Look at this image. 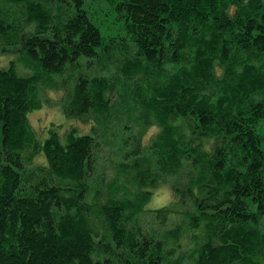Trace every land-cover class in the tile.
<instances>
[{
    "label": "trees",
    "instance_id": "16d2710c",
    "mask_svg": "<svg viewBox=\"0 0 264 264\" xmlns=\"http://www.w3.org/2000/svg\"><path fill=\"white\" fill-rule=\"evenodd\" d=\"M1 47L0 264H264V0H0Z\"/></svg>",
    "mask_w": 264,
    "mask_h": 264
},
{
    "label": "rangeland",
    "instance_id": "374dc122",
    "mask_svg": "<svg viewBox=\"0 0 264 264\" xmlns=\"http://www.w3.org/2000/svg\"><path fill=\"white\" fill-rule=\"evenodd\" d=\"M87 8V7H86ZM89 15L91 16L92 20L94 19V23L97 25V22H101L102 20L107 24L109 22H112L115 20V14L114 11L110 12V14L104 16L103 13L99 12H89ZM119 28L116 27V24L112 26L111 30L108 32L106 30H102V33L105 35H112L114 36L117 34V30ZM18 57V47H1L0 48V69L1 68H7L8 64L11 60H17ZM17 66V65H16ZM20 71H23L25 68L21 65L17 66ZM51 97L58 98L60 95L55 93H48ZM29 122L33 129L38 131L42 134V130L50 127L51 125L54 127L55 125L60 126H68L71 124H75L80 130L84 128V126L80 123L76 124L72 121H65V119L61 116V113L59 110L55 107H48L45 106L41 110L34 111L29 116ZM264 124V123H263ZM264 130V129H263ZM170 202H172V195L167 186H163L160 189H158L151 200L146 205V209H156L159 207H163L166 205H169ZM170 228L174 227L177 224L182 223L183 218L180 215H175L174 218L170 216ZM187 225L184 226V231H187ZM183 233L179 240L180 250L182 253L186 252V250L192 248L190 247L191 242L188 238V233ZM190 247V248H189Z\"/></svg>",
    "mask_w": 264,
    "mask_h": 264
}]
</instances>
